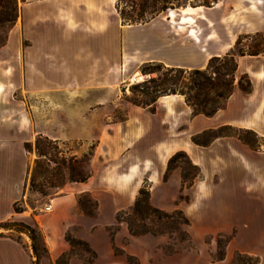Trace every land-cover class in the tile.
<instances>
[{"label":"crops","instance_id":"0c3cea01","mask_svg":"<svg viewBox=\"0 0 264 264\" xmlns=\"http://www.w3.org/2000/svg\"><path fill=\"white\" fill-rule=\"evenodd\" d=\"M222 4L208 8L216 9L215 21L226 30L214 38L205 31L203 21L207 26L208 19L200 12L169 9L147 22L124 24L116 0L19 1L17 20L0 49L9 53L6 63H0V228L7 232L0 234V264H32L31 252L14 237V228L28 223V213L24 205L15 212L14 204L24 198L31 165L24 144L42 136L52 141L93 140L95 147L88 178L66 184L50 209L35 216L47 248V256L37 264H56L69 251V230L93 250L91 264L184 262L186 256L175 262L155 252L154 246L138 248L151 232L131 234L116 214L135 201L144 183L156 209L180 208L186 213L185 206L173 203L183 181L178 170L169 172L170 159L183 152L203 171L207 151L239 141L220 135L205 146L194 137L231 128L264 140V49L235 57L237 78L246 74L251 91L235 87L225 106L211 116L193 114L180 94L160 96L146 107L125 105L123 118L117 120L112 118L113 103L116 89L143 64L202 69L211 57L228 53L238 36L264 35V0H231L230 12H219ZM198 8L203 6L192 7ZM19 54L22 62L17 63ZM82 194L96 202L97 216L77 210ZM247 213V221L237 223L234 239L252 244L239 251L259 254V264H264V218L255 209ZM115 225L118 229L110 235L108 228ZM205 226L210 232L219 229L215 223ZM114 245L136 262L115 255ZM69 263L78 264L72 258Z\"/></svg>","mask_w":264,"mask_h":264},{"label":"rangeland","instance_id":"374dc122","mask_svg":"<svg viewBox=\"0 0 264 264\" xmlns=\"http://www.w3.org/2000/svg\"><path fill=\"white\" fill-rule=\"evenodd\" d=\"M20 0H0V49L4 45L7 32L18 16ZM173 6H179L177 11L182 14L202 13L208 19L205 31L215 35H225L221 24H217L216 9H208L214 3L220 1L223 6L219 12H230L231 0H169ZM216 1V2H215ZM201 5L203 8L192 9L193 6ZM124 6V5H122ZM185 6V7H184ZM184 7L183 9H181ZM206 7V8H205ZM166 10L164 13H167ZM173 15V11H170ZM13 22V23H14ZM230 36V34H229ZM237 44L232 48L237 53L242 50L245 53H257L264 49V35L262 32L243 34L237 37ZM9 53L0 51V63H6ZM16 62H22L19 54ZM147 70L160 68L156 62L147 64ZM143 66L139 73L143 76L140 81L155 77L156 73L144 74ZM164 71L162 68L160 72ZM134 79L127 80L116 89L117 96L113 103L114 120L123 118L125 105H134L132 101L148 100L141 93V82ZM21 97V96H20ZM118 97V98H117ZM232 135L239 141L225 142L217 145L215 150H209L204 155V170L192 182V176L196 169L192 167L189 157L178 155L170 160L169 172L178 170L183 181V188L173 200L175 205L185 206L186 213L180 208L153 212L150 208L142 206L140 210L134 209V202L118 211L116 214L123 224L132 225V230L147 233L142 242L137 245L143 251L151 249L163 256H172L175 262H181L180 257L187 258L181 264H259L260 255H249L239 251V248H251L248 242L235 241L237 223L247 221L248 209H255L256 215L264 218V140L258 138L253 132L220 128L214 132H206L194 137L195 142L209 145L215 136ZM37 137L29 144L31 165L25 187L24 198L19 202L28 214V223H19L15 227L14 237L19 240L31 252L32 264H37V259L47 256V248L35 216L45 213V206L51 200L62 194L64 186L70 183V177L91 174V158L94 153L95 143L93 140H63L45 142L40 139L37 145ZM45 153L46 158L37 160L38 149ZM76 158L75 160H71ZM199 170V169H198ZM183 176L186 178L183 179ZM35 180V187L30 189V179ZM148 191L147 183L143 184ZM160 195L155 196L159 198ZM149 198V195H148ZM117 203H122L119 198ZM149 206L154 207L148 199ZM77 210L89 216H97V204L87 194H82L77 200ZM32 220H29L30 217ZM186 219L188 223H186ZM126 223H125V222ZM207 223H215L217 228L226 230H213L206 228ZM118 229V225L108 228L112 235ZM6 229L1 227L0 234H7ZM32 230V233L31 231ZM153 233V234H152ZM35 235L38 251L31 235ZM66 237L70 240V249L58 260V264H70L72 258L78 264H91L95 261V254L87 246L84 240L75 236L69 230ZM128 239L123 240L126 244ZM263 247V245H260ZM115 255L130 263L136 262L135 257L124 255V251L113 246ZM145 254V253H144ZM220 259H224L220 260ZM226 259V260H225ZM152 261V258H150Z\"/></svg>","mask_w":264,"mask_h":264},{"label":"trees","instance_id":"16d2710c","mask_svg":"<svg viewBox=\"0 0 264 264\" xmlns=\"http://www.w3.org/2000/svg\"><path fill=\"white\" fill-rule=\"evenodd\" d=\"M216 2V1H215ZM124 5V6H122ZM205 5V4H199ZM196 5V6H199ZM116 10L124 24H137L144 23L153 19L158 14L169 10L179 8V6H173V3L169 0H116ZM208 6V5H205ZM185 7V6H184ZM11 25L13 20H11ZM237 44V42H236ZM235 44V45H236ZM257 53H245L239 50L237 53L231 49L223 56H213L208 60L205 68L202 69H184L178 67H166L161 63L160 68L155 70H147L146 65L143 64L142 72L144 74L156 73L155 77H150L147 80L140 81L141 93L148 98V100L132 101L134 105L146 107L152 105L158 97L170 94H180L184 97L186 104L192 109L193 114H201L204 116H211L217 110L223 108L229 96L233 93L235 87H238L242 92L248 93L251 91V84L246 74H242L237 78V62L235 57L237 55H256ZM164 71L160 72L161 69ZM37 145H40V139L45 142H51L47 137H37ZM25 149L29 152V143L24 144ZM38 149L37 160L46 158L45 153ZM178 155L186 156L183 152L176 153L171 159ZM73 158L71 160H75ZM170 159V160H171ZM170 162V161H169ZM196 169L195 174L192 176V182L199 174V170L195 165H192ZM90 174L83 176L70 177L71 182H80L88 178ZM186 176H183V179ZM30 189L35 187V180L30 179ZM148 191L140 189L138 197L134 202V209L140 210L142 206L150 208L153 212H159L160 210L149 206ZM15 212H21L19 202L14 204ZM186 223H188L186 219ZM129 231L131 234L136 235L143 232L132 230V225L128 223ZM32 233V230H30ZM35 249L38 251L36 245L35 235H31ZM58 264V260L56 262Z\"/></svg>","mask_w":264,"mask_h":264},{"label":"bare ground","instance_id":"6f19581e","mask_svg":"<svg viewBox=\"0 0 264 264\" xmlns=\"http://www.w3.org/2000/svg\"><path fill=\"white\" fill-rule=\"evenodd\" d=\"M142 75L137 72L133 77H131V79H134V81H140L142 79Z\"/></svg>","mask_w":264,"mask_h":264},{"label":"built area","instance_id":"2783aa9c","mask_svg":"<svg viewBox=\"0 0 264 264\" xmlns=\"http://www.w3.org/2000/svg\"><path fill=\"white\" fill-rule=\"evenodd\" d=\"M49 209H50V205H46L45 210H49Z\"/></svg>","mask_w":264,"mask_h":264}]
</instances>
